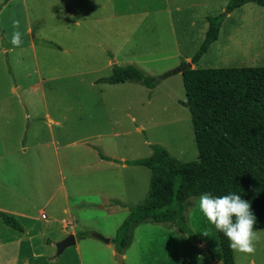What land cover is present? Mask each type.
Returning <instances> with one entry per match:
<instances>
[{
	"label": "rangeland",
	"instance_id": "374dc122",
	"mask_svg": "<svg viewBox=\"0 0 264 264\" xmlns=\"http://www.w3.org/2000/svg\"><path fill=\"white\" fill-rule=\"evenodd\" d=\"M227 1L0 0V204L8 208L24 202L37 212L50 198L43 208L48 219L41 222L49 224L50 236L43 242L67 235L60 231L64 217L63 227L73 224L78 239V248L71 245L59 256L52 249L56 264H120L115 244L91 234L114 238L129 208L147 196V167L121 166L118 159H111L112 165L99 163V153L144 158L157 144L182 161L198 158L190 113L181 103L186 99L182 73L165 74L191 61L204 38V33L199 36L206 17L222 12ZM13 20H19L18 29ZM16 30L22 34L19 47L10 43ZM112 51L122 60L119 64L136 63L160 80L152 89L137 81L90 82L92 76L110 74L104 66L113 63ZM193 64L264 65V8L248 2L231 11L218 39ZM87 68L91 72L72 76ZM81 102L84 107L78 110L75 105ZM47 116L61 121L54 131L60 134L56 154L44 147L22 153L20 147L48 140ZM138 124L145 133L137 131ZM199 196L190 197L186 223L216 260L221 256L217 230L199 210ZM166 224H135L123 264H208L211 257L198 258L192 236L177 228L169 232ZM256 232L255 254L234 250L237 264H264V229ZM17 233L0 218V238Z\"/></svg>",
	"mask_w": 264,
	"mask_h": 264
},
{
	"label": "trees",
	"instance_id": "16d2710c",
	"mask_svg": "<svg viewBox=\"0 0 264 264\" xmlns=\"http://www.w3.org/2000/svg\"><path fill=\"white\" fill-rule=\"evenodd\" d=\"M248 2L264 8V0H228L222 12L206 17L208 27L191 57L192 63L218 39L224 18ZM182 77L186 99L181 103L190 113L198 158L182 161L154 144L149 156L124 161L146 166L151 176L144 202L129 208L111 239L118 253L127 247L131 227L149 219L171 222L179 232L198 242L186 223L185 211L190 197L204 193L241 195L251 203L257 218L254 230L264 228V65L190 68L182 71ZM125 80H135L152 89L160 77L133 64H114L112 72L97 81ZM114 203L124 205L119 200ZM0 218L5 225L21 230L15 217L0 211ZM217 235L222 264H235L229 240L218 230Z\"/></svg>",
	"mask_w": 264,
	"mask_h": 264
},
{
	"label": "crops",
	"instance_id": "0c3cea01",
	"mask_svg": "<svg viewBox=\"0 0 264 264\" xmlns=\"http://www.w3.org/2000/svg\"><path fill=\"white\" fill-rule=\"evenodd\" d=\"M174 10L175 11H182V9L180 7H178V8L176 7ZM190 24H192V22H190ZM207 27H208V22L206 25V30H207ZM206 30L202 31V33H200L201 34L199 36L200 38L203 35V33L205 35ZM112 53H113V56H112L113 60H111V61L113 63L109 66H104V68H106V71L108 70V71H110V73L112 72V68H113L114 64L127 65V64H119V62L122 60H120V57H118L115 52L112 51ZM185 58H187V56ZM140 63L142 64V63H144V61H141ZM134 65L136 66V63ZM192 65L195 66L193 63H192ZM140 69H142V68H140ZM87 71H90V69L87 68V69L83 70L82 72L80 71L78 74L72 75V76H83V75L87 74L86 73ZM100 77L101 76H96V75L92 76L90 79V82L106 83V82L97 81ZM126 81L135 82V80H125L122 82H126ZM122 82H116V83H122ZM108 84H114V83H108ZM14 90L16 91L17 89H14ZM148 97L150 98V95H148ZM125 102L129 103V101H125ZM83 103L85 104L84 101H83ZM83 103L81 102V103H79V105H75V108H77L78 110H81L84 107ZM44 120H46V122H47L46 126L49 130V133H50L48 136V140L46 142H42V143L37 142L36 144L24 145V146L20 147L22 153L25 152V153L29 154V151L32 149H35L37 147H44L45 149L51 148L53 153L56 154V151L58 150V147L60 145V142H59L60 134H59V132H54V131L55 130L58 131L60 129L61 121L58 118H53L51 116L45 117ZM132 122H134V124L137 125L136 119L135 120L132 119ZM136 129H137V131H141L143 133L146 132L143 125L138 124ZM100 154H102V153H99V155ZM102 155L109 157L112 160L118 159V161L121 162L120 164H122L121 166H123V164H127V163H124V161L133 160V159H124L123 157L117 158V157L112 156V155H105V154H102ZM134 159H137V158H134ZM99 160H100L99 163L106 162V163L111 164V165L114 163V161L101 158V156H99ZM129 165H133V164H129ZM150 176H151V171H150ZM149 180H150V178H149ZM148 185H149V183H148ZM112 199H109V203H112L114 200H119V199H113V201H112ZM49 200H50V198H48L44 202L43 206L37 212H35V211L33 212L32 207L30 205L25 204L24 202H16L15 203V204H17L16 206H14V207L8 206V208H5L0 204V211L5 212V213L15 217L16 219H17V217L21 218V220H18V219L17 220L22 227L21 230L14 228V229L18 230V233L13 238H0V264H56L55 253L52 249L56 247L55 246L56 242L60 241L63 238L56 240V242L55 241L54 242L53 241L52 242H43L44 238H48L50 236L48 234L49 233V224H44L43 226L41 224L42 220L48 219L47 215L44 213L43 208L46 207V205L49 203ZM35 210H36V208H35ZM63 211H64V213H67L68 209L64 208ZM42 214H44L45 216L43 217ZM65 220H68V219L66 217L61 219L62 228L60 229V231H62L64 233V235L65 234L68 235L70 233L74 234V236H75V244L74 245L77 247L78 246V239L76 237L75 232L73 231V228H72L73 224L66 223V225H69V227H63ZM72 220H74V223H75L76 220L74 219L73 216L70 219V221H72ZM149 220H151V219H149ZM168 224H170V225H168ZM134 225L131 227L129 232H131ZM166 226H167L168 230H170L169 232H172V233L175 232L173 229L176 227L173 225V223L167 222ZM261 229H264V228H260V229L254 230V231H258ZM198 238H199L198 242L191 241V244L194 247L193 249L197 252L198 258H200V256H206L207 258L211 257V259H209L207 261L208 264H222V255L220 257L216 258V260H215L214 254L212 252H210L211 254H209L208 252H206L204 250L205 248H207L205 241L203 239H201L200 237H198ZM130 240H131V236L129 235L128 245L130 243ZM62 252L60 254H57V252H56V256L61 255ZM233 255H235L234 250H233ZM122 257L124 258L125 254H122ZM234 260H235V264H237V260H236L235 256H234ZM250 261H251V263H253L252 260H250ZM188 262H189V260H187V263ZM58 264H64V263L59 262ZM193 264H199V262L197 260H193Z\"/></svg>",
	"mask_w": 264,
	"mask_h": 264
},
{
	"label": "clouds",
	"instance_id": "9594fccd",
	"mask_svg": "<svg viewBox=\"0 0 264 264\" xmlns=\"http://www.w3.org/2000/svg\"><path fill=\"white\" fill-rule=\"evenodd\" d=\"M12 23L14 29L19 28V20H13ZM10 43L14 47L21 45L22 34L19 30L12 33ZM198 207L207 220L229 240L233 250L255 254L256 242L259 240L257 232L254 231L257 218L249 201L236 193L222 196L204 193L198 198ZM203 234L208 236L206 231Z\"/></svg>",
	"mask_w": 264,
	"mask_h": 264
},
{
	"label": "water",
	"instance_id": "95a60500",
	"mask_svg": "<svg viewBox=\"0 0 264 264\" xmlns=\"http://www.w3.org/2000/svg\"><path fill=\"white\" fill-rule=\"evenodd\" d=\"M191 66H192V62L191 61H188L184 65H181V66H179V67L171 70L170 72H167L165 74V76H167V75H169L171 73H182L183 70L190 69ZM16 91H17L20 99L22 100V95H21L20 91L18 89ZM91 235L93 237H96L98 239H101V240L105 241L106 243H110L111 242V239L110 238H105V237H103L99 233L93 232ZM74 244H75V236H74V234L70 233L66 237H64L63 239H61L60 241L56 242L55 246L57 248V254H60L66 247H69V246L74 245ZM116 256H117L118 262L120 264H123V257H122V255L120 253H117Z\"/></svg>",
	"mask_w": 264,
	"mask_h": 264
},
{
	"label": "built area",
	"instance_id": "2783aa9c",
	"mask_svg": "<svg viewBox=\"0 0 264 264\" xmlns=\"http://www.w3.org/2000/svg\"><path fill=\"white\" fill-rule=\"evenodd\" d=\"M43 216H45V215L43 214Z\"/></svg>",
	"mask_w": 264,
	"mask_h": 264
}]
</instances>
